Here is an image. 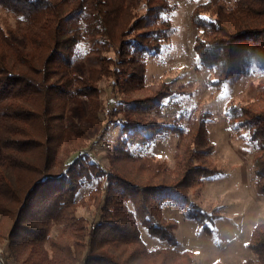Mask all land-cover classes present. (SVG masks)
<instances>
[{"label":"trees","instance_id":"obj_1","mask_svg":"<svg viewBox=\"0 0 264 264\" xmlns=\"http://www.w3.org/2000/svg\"><path fill=\"white\" fill-rule=\"evenodd\" d=\"M170 1L0 0L16 19L13 30L0 24L4 264H169L176 256L184 264L186 258L195 264V253L181 249L171 229L163 231L155 212L167 205L186 210L197 231L212 232L219 215L201 210L185 192L219 173L196 163L199 149L214 150L207 134L208 116L201 117L192 137L193 146L186 152L190 160L184 158L178 169L146 155L159 132L132 117L155 113L171 97L163 91L142 106L135 98L145 88L147 55L160 54L170 38L166 18L174 10ZM226 5H215V14L194 15L199 30L194 52L212 83L264 70V0H233ZM138 9L146 13L136 20L135 32L149 30L129 37L132 11ZM85 39L103 47L91 48L95 66L89 69L76 61L75 54ZM111 49L117 60L107 58ZM103 78H109L108 86L116 92L107 101L101 90L107 85L101 84ZM107 107L124 113L126 120L116 127L126 164H113L110 158L109 174L88 155L91 143L104 135ZM226 111L233 134L244 131L254 143L253 179L264 197V89L253 109L233 106ZM102 173L110 183L103 190L106 195L99 187L83 195L86 184L101 182ZM90 200L95 221L80 213ZM142 228L166 245L148 248ZM247 248L253 257L244 264H264L263 223L253 228Z\"/></svg>","mask_w":264,"mask_h":264},{"label":"rangeland","instance_id":"obj_2","mask_svg":"<svg viewBox=\"0 0 264 264\" xmlns=\"http://www.w3.org/2000/svg\"><path fill=\"white\" fill-rule=\"evenodd\" d=\"M129 1L138 2V0ZM232 1H170L169 5L174 9L166 17L172 28L170 38L163 44L160 54L147 55L145 88L139 91L135 98L142 106L153 101L163 91L170 92L171 97H168L164 105L159 110L156 109L153 114L132 115L133 119L140 124L153 127L152 131L155 133L159 132L155 141L146 150V155L153 160L167 161L173 169L181 164L184 158L186 161L190 160L191 156L186 152L191 151L192 139L201 123V117L204 114L208 116L207 134L215 145L214 150L199 149L200 151L196 153L198 159L196 163L199 162V167L219 173L200 182L189 191L186 189L185 192L201 210L213 217L219 215L214 221L212 232L206 234L202 230L197 231L196 224L187 218L186 210L167 205L161 213L157 210V213L155 212L157 216L158 214L161 216L160 223L163 231L171 229L174 237L177 236L180 248L190 249L195 253V264H244L253 257L247 248L251 232L258 223L264 224V197L256 190L252 172L254 143L244 131L240 132L241 135L233 134L232 123L228 120L226 111V107L231 110L233 106H242L247 109L255 107L257 96L264 89V70H254L240 79L230 78L223 83H212L208 79V74L199 67L194 52L195 40L199 35V30L194 23V15L202 11L213 14L216 10L215 5H226ZM207 2H211L212 5H207ZM145 13L143 9L132 11L127 36L134 37L135 34L137 36L148 32L149 28L136 32L134 30L136 20ZM0 24L6 29L13 30L16 27L15 17L2 6H0ZM93 47L103 49L101 45H96L88 39L80 42L75 48L76 61L84 64L87 69L95 66L90 53ZM115 48L118 49V45ZM106 56L108 59H118L112 49L106 53ZM173 79H176L174 84L169 85V81ZM103 80L101 84L106 82L107 85H102L101 90L106 92L103 100L107 101L109 97L113 98L116 92L115 88L109 87L111 84L109 78L106 80L103 78ZM114 108H106L107 122L102 132L104 135L100 134L99 139H95L91 143V148L88 149L91 161L99 164L106 174L113 170L110 167V161L116 162L117 165L126 164L121 159L123 155L120 153L122 152L120 140L123 138L120 130L116 129L122 124L121 119L125 120V114H117ZM115 167L117 168L116 165ZM100 178L99 184L96 180L92 184H86L82 194L88 196L95 187L96 189L99 187L102 188V196L106 195L107 192L104 193V191L110 183L103 173ZM93 202V200L86 201V208L80 209V213L88 216L89 221L94 220L96 213ZM130 208L133 209V207ZM141 231L148 248L166 245L161 240L149 237L145 229L142 228ZM135 246L139 248V251L142 249L140 245ZM4 255V251L0 249V256H3V259H0L2 264L5 261ZM169 264L184 263L176 256V261ZM186 264H189L187 258Z\"/></svg>","mask_w":264,"mask_h":264},{"label":"built area","instance_id":"obj_3","mask_svg":"<svg viewBox=\"0 0 264 264\" xmlns=\"http://www.w3.org/2000/svg\"><path fill=\"white\" fill-rule=\"evenodd\" d=\"M0 259L2 260L3 259V256H0Z\"/></svg>","mask_w":264,"mask_h":264}]
</instances>
